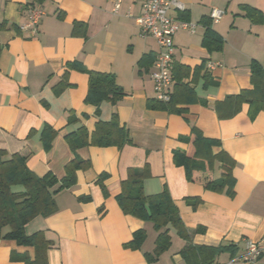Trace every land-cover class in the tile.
Wrapping results in <instances>:
<instances>
[{"label": "crops", "instance_id": "obj_1", "mask_svg": "<svg viewBox=\"0 0 264 264\" xmlns=\"http://www.w3.org/2000/svg\"><path fill=\"white\" fill-rule=\"evenodd\" d=\"M179 1L196 28L174 35L172 111L149 107L156 99L152 73L159 45L127 15L141 13L139 0H123L116 13L113 0H0V149L5 158L21 153L37 175L52 172L58 179L75 156L90 161L77 171L75 184L55 195L54 213L26 224L27 234L41 232L50 241L48 264H187L181 251L188 243L234 245L237 250H226L213 264H244L237 258L245 241L264 236V111L252 119L245 103L222 119L215 109L227 95L252 88L253 59L264 67V20H252L242 8L249 5L264 15V0ZM213 7L225 11L217 23L211 19ZM33 12L40 13L36 25ZM170 14L180 18L182 12L172 8ZM204 19L223 38L219 50L204 44ZM74 63L114 74L125 95L116 103H86L89 73ZM115 113L130 143L121 148L90 144L74 152L66 135L81 127L91 134L98 121L108 122ZM46 126L56 131L50 149L42 140ZM193 128L220 141L215 154L224 151L234 159L233 195L205 188V180L221 177V162L208 175L195 172L192 181L175 164L174 149L189 147L179 138ZM146 165L144 191L167 189L190 237L187 241L170 228L171 245L155 259L149 257L158 236L154 223L124 213L117 201L128 170ZM103 173L108 176L100 182ZM196 198L201 201L193 207L188 200ZM140 229L146 230L140 247L128 246ZM35 256L34 247L0 238V264H26V257ZM258 264H264V253Z\"/></svg>", "mask_w": 264, "mask_h": 264}, {"label": "trees", "instance_id": "obj_2", "mask_svg": "<svg viewBox=\"0 0 264 264\" xmlns=\"http://www.w3.org/2000/svg\"><path fill=\"white\" fill-rule=\"evenodd\" d=\"M41 2L42 0H36ZM246 16L254 21L264 20L262 11L243 5ZM180 19H187V14L182 12ZM206 27L204 44L210 50H219L222 47L223 38L212 28V21L203 20ZM82 71L89 73V87L85 102L99 106L104 100L116 103L125 92L117 83L112 73L88 71L80 63H74ZM252 88L243 89L237 94H230L225 99L215 104V109L220 118H231L237 114L242 105L249 104L251 118H255L264 111V67L256 59L250 64ZM179 84V82H178ZM185 90L191 91L189 85H182ZM188 91V92H189ZM172 94L171 100L163 103L153 99L149 102L150 108L169 109L175 111L176 97ZM56 131L46 126L42 132V140L46 149H50ZM180 141L189 145L186 150L174 149V162L185 169L187 179L192 181L195 172L209 173L214 170L215 163L221 162L223 170L218 179L205 180V188L208 190L234 194L235 177L233 169L235 161L226 152L217 154L213 147L220 144L217 139L205 137L202 132L193 128L189 135L179 138ZM66 140L74 152L83 146H117L121 148L130 143V135L126 127L120 124L115 113L108 122L98 121L95 130L90 134L85 127L66 135ZM6 151L0 149V238L15 240L19 245L32 246L35 248L34 259L25 258L26 264H48L47 253L51 246L50 241L41 232L27 234L26 224L38 215H50L57 209L55 195L76 183L77 171L88 168L90 161L75 156L66 165V175L62 179L52 172L39 176L33 172L28 164L27 157L21 153H15L10 158H5ZM208 175V174H207ZM108 176L107 173L100 175L99 181ZM149 176V168H130L128 176L121 183V192L117 195V201L126 214L136 216L145 221L154 223L158 231L156 248L151 259L157 258L171 245L170 228H174L179 235L190 241L188 230L182 220L179 208L172 199L169 191L156 194H147L144 191V181ZM59 185V186H57ZM21 189H16L17 187ZM57 186V187H56ZM200 199H189L193 206L200 203ZM198 230H204L198 228ZM146 238V230L140 229L134 232L133 239L127 243L131 247H140ZM237 250L234 245H194L188 243L181 251L187 264H213L217 257L226 250Z\"/></svg>", "mask_w": 264, "mask_h": 264}, {"label": "built area", "instance_id": "obj_3", "mask_svg": "<svg viewBox=\"0 0 264 264\" xmlns=\"http://www.w3.org/2000/svg\"><path fill=\"white\" fill-rule=\"evenodd\" d=\"M123 0H113V11L119 12ZM141 2V13L137 16L128 12L129 17H133L140 27L143 36L152 35L156 38L159 51L156 54L155 69L152 78L155 86L156 100L167 103L171 100V87L174 82L172 72L174 64V35L179 30L194 32L196 25L188 20L176 18L170 14V10L175 8L181 12L185 11V6L179 0H139ZM225 14L219 7H213L211 19L217 23ZM40 13L33 12L32 24L39 22ZM264 253V236L258 240L247 239L242 255L237 258L244 264H258V260Z\"/></svg>", "mask_w": 264, "mask_h": 264}]
</instances>
